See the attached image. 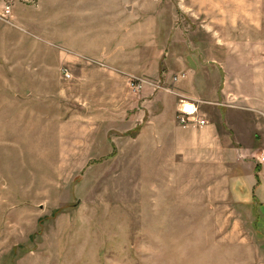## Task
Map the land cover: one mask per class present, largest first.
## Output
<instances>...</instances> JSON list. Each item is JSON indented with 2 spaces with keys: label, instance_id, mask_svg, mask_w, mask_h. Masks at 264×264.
<instances>
[{
  "label": "rangeland",
  "instance_id": "rangeland-1",
  "mask_svg": "<svg viewBox=\"0 0 264 264\" xmlns=\"http://www.w3.org/2000/svg\"><path fill=\"white\" fill-rule=\"evenodd\" d=\"M0 41L45 77L0 81V264H264V0H0ZM188 69L221 133L260 121L241 160L163 128Z\"/></svg>",
  "mask_w": 264,
  "mask_h": 264
},
{
  "label": "crops",
  "instance_id": "crops-1",
  "mask_svg": "<svg viewBox=\"0 0 264 264\" xmlns=\"http://www.w3.org/2000/svg\"><path fill=\"white\" fill-rule=\"evenodd\" d=\"M71 14L72 13L70 11V15ZM70 31L72 32V29H70ZM10 48L12 49L11 52H10ZM15 48L20 49L19 46H16V43L10 44L9 42L0 41V60H1L0 81L7 83L6 85L8 88L11 84L10 83L11 81L36 82V84L39 86L40 82L45 79L44 75L41 76L39 74V70L36 71L35 65L33 63L31 64L29 63L30 59L26 60L23 59L22 56H19L20 53L17 52ZM186 74L187 75H185V78L183 80L180 79L176 80L175 86L177 88L175 89V92L177 93V96H173V99L176 101L175 117L177 114L180 101L196 102L197 98H199L198 90L204 85L203 80L198 78L194 70L188 69V71H186ZM131 78H136V77L132 76ZM2 107L4 106L2 105ZM243 111L246 110L238 107L232 110L231 114L235 113V115H237V117L242 121ZM248 111H250L251 113H260V111H258L255 107L248 109ZM205 114L200 113V116L204 118L203 115L205 116ZM253 116L254 115H252V117ZM238 118L235 121H231V125L229 126V128L231 129L230 136L221 133L215 123H210V121H208L205 118L204 119L207 121V124L201 128L191 127L190 129L182 130V128L179 125L176 126L174 122H169L168 124H166L167 126H163V128L169 127L176 131V134L179 137V140L177 142L178 148L183 147L184 153H186V155L188 154L193 155L192 156L193 159H198L201 162L205 161L208 163H212L214 161H218L224 158H230L231 160L232 159L241 160V158L250 154L253 151V149L251 148L252 145L251 133L253 126L260 121L257 120L256 122L253 121L254 123H252L251 126V125H245L243 124V122H239ZM15 124L13 123V125ZM237 124H241L243 126H250L252 128L250 131L251 143L249 146H245L242 144V142L239 141L236 130ZM17 127L18 126H16V128ZM11 128H15V127L12 126ZM3 141L4 142L6 141L8 143L7 140H3ZM260 141H261V135H260ZM260 157L257 156L256 158L258 163L256 165V168L258 170L257 174H259L261 177L264 176V163H261L259 161ZM242 184L245 183L241 178V180L238 181V185H242ZM242 193L243 192L240 193V197L244 196L242 195Z\"/></svg>",
  "mask_w": 264,
  "mask_h": 264
},
{
  "label": "built area",
  "instance_id": "built-area-1",
  "mask_svg": "<svg viewBox=\"0 0 264 264\" xmlns=\"http://www.w3.org/2000/svg\"><path fill=\"white\" fill-rule=\"evenodd\" d=\"M9 13L10 10L8 7H6V14ZM67 77L69 76L67 75ZM146 84H147L146 80L139 78H130L128 81L129 87L134 92L141 90ZM176 122L182 128H187V127L201 128L207 124V121L200 116L197 103L193 101H180L176 114ZM259 161L261 163H264V155L260 157Z\"/></svg>",
  "mask_w": 264,
  "mask_h": 264
}]
</instances>
